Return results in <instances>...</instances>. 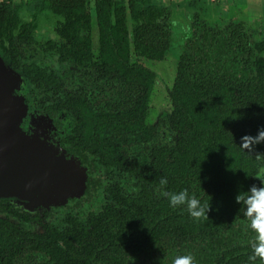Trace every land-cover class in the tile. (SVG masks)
<instances>
[{"label": "flooded vegetation", "instance_id": "flooded-vegetation-1", "mask_svg": "<svg viewBox=\"0 0 264 264\" xmlns=\"http://www.w3.org/2000/svg\"><path fill=\"white\" fill-rule=\"evenodd\" d=\"M79 3L0 0V49L22 75L17 93L87 176L63 204L0 200V264H171L187 253L197 264H248L255 233L235 197L261 186L254 157L264 143L253 158L239 145L264 127V0H108L105 12L99 0ZM178 74L194 90L230 94V114H214L206 137L213 153L175 152ZM157 80L170 109L154 119ZM162 177L167 191L209 202L208 218L171 207Z\"/></svg>", "mask_w": 264, "mask_h": 264}, {"label": "water", "instance_id": "water-1", "mask_svg": "<svg viewBox=\"0 0 264 264\" xmlns=\"http://www.w3.org/2000/svg\"><path fill=\"white\" fill-rule=\"evenodd\" d=\"M21 81L0 50V199L25 210L63 204L85 190L86 166L53 141L47 117L27 113Z\"/></svg>", "mask_w": 264, "mask_h": 264}, {"label": "trees", "instance_id": "trees-1", "mask_svg": "<svg viewBox=\"0 0 264 264\" xmlns=\"http://www.w3.org/2000/svg\"><path fill=\"white\" fill-rule=\"evenodd\" d=\"M69 1L74 2L75 7L80 6V0ZM107 1L108 0H99V3L102 4L101 10L103 12H105L107 9V4H105ZM107 35L105 38L108 37ZM158 53V49H154V56L158 55ZM160 55L161 54H159L157 57H160ZM5 56L7 57V55ZM191 83L192 81L190 80L189 76L184 74L177 75L175 83L176 87L174 88L175 92L173 93V96L175 95L177 102L175 101V108L171 117L173 126L178 133V149L175 152L186 151L213 153V143H208L206 137H210L211 132L213 131L214 114H230L228 108L230 94H222L221 96H214L212 94V96H210L207 95V93L205 94V92H203L199 87H196L195 90L192 89ZM177 88L184 89V95L178 96ZM208 93H210V91ZM182 137H184V140H181L180 142L178 138L182 139ZM206 161V168L210 169V160ZM211 161L213 162V173H217V170L222 168L221 157L218 155V159H216L212 155ZM203 162H205V160ZM0 222H2L1 219Z\"/></svg>", "mask_w": 264, "mask_h": 264}, {"label": "clouds", "instance_id": "clouds-1", "mask_svg": "<svg viewBox=\"0 0 264 264\" xmlns=\"http://www.w3.org/2000/svg\"><path fill=\"white\" fill-rule=\"evenodd\" d=\"M261 143H264V127L259 128L255 136H242L239 146L252 157L254 146ZM254 159L258 162L257 173L254 177L261 181V186L254 184L248 191L238 192L235 200L236 203L243 206L246 223L255 233V236L249 241L252 253L248 256V264H257V261L264 264V153L256 152ZM167 184V178L162 177L159 181V189L160 194L167 198L171 207L183 206L195 220L208 218L207 213L211 210L209 202L202 203L194 194L190 195L187 189L167 191ZM171 264H197V262L192 254L187 253L173 257Z\"/></svg>", "mask_w": 264, "mask_h": 264}, {"label": "rangeland", "instance_id": "rangeland-1", "mask_svg": "<svg viewBox=\"0 0 264 264\" xmlns=\"http://www.w3.org/2000/svg\"><path fill=\"white\" fill-rule=\"evenodd\" d=\"M156 89H155V95L153 98V108H154V113H153V118L156 119V117L164 112H168L170 109V104L169 102L165 99V84L163 83L162 80H157L156 84Z\"/></svg>", "mask_w": 264, "mask_h": 264}]
</instances>
